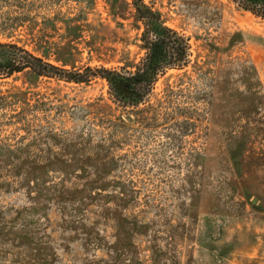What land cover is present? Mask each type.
Wrapping results in <instances>:
<instances>
[{
    "label": "rangeland",
    "instance_id": "374dc122",
    "mask_svg": "<svg viewBox=\"0 0 264 264\" xmlns=\"http://www.w3.org/2000/svg\"><path fill=\"white\" fill-rule=\"evenodd\" d=\"M144 1L191 62L138 107L101 79L0 80V264H264V19L231 0ZM25 2L32 21L0 42L69 69L143 54L131 0ZM179 112L199 114L188 134Z\"/></svg>",
    "mask_w": 264,
    "mask_h": 264
},
{
    "label": "trees",
    "instance_id": "16d2710c",
    "mask_svg": "<svg viewBox=\"0 0 264 264\" xmlns=\"http://www.w3.org/2000/svg\"><path fill=\"white\" fill-rule=\"evenodd\" d=\"M5 3L11 0H1ZM26 0H17L14 12L9 10L0 15V29L10 30L16 25L32 21L31 10ZM81 1V0H79ZM238 8L264 19V0H231ZM92 2H88L89 4ZM135 19L141 24L140 45L143 54L138 62H127L120 67L86 66L83 69H69L51 63L43 56L26 49L17 41L0 42V80L27 73L30 80L53 79L66 83L86 84L101 79L106 82L110 99L124 107L136 108L151 96L157 81L170 70L186 68L191 62L190 38L177 29L170 27L163 20L159 11L144 0H131ZM59 19V20H58ZM60 23L70 26L72 23L84 22L83 16L68 18H43L42 24L46 29ZM7 96H0V108L9 106ZM188 113V114H187ZM18 113L13 115L17 116ZM183 120L178 125H185L182 134H188L187 124L196 126L199 114L179 112ZM20 116V115H19ZM14 117V116H13ZM173 118L176 115H172ZM196 119L192 121L191 119ZM21 120L15 121L19 123Z\"/></svg>",
    "mask_w": 264,
    "mask_h": 264
}]
</instances>
